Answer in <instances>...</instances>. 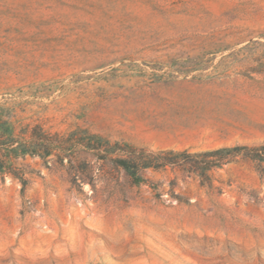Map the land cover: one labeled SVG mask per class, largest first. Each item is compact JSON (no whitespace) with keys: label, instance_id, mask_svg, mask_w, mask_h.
<instances>
[{"label":"rangeland","instance_id":"obj_1","mask_svg":"<svg viewBox=\"0 0 264 264\" xmlns=\"http://www.w3.org/2000/svg\"><path fill=\"white\" fill-rule=\"evenodd\" d=\"M34 126L0 264H264V0H0V144Z\"/></svg>","mask_w":264,"mask_h":264},{"label":"trees","instance_id":"obj_2","mask_svg":"<svg viewBox=\"0 0 264 264\" xmlns=\"http://www.w3.org/2000/svg\"><path fill=\"white\" fill-rule=\"evenodd\" d=\"M3 144L7 147V161L10 162L12 158H17L19 156H38L42 159H46L52 155H55L54 152L58 150L59 142L56 141L57 135H49L44 133L39 126H34L32 132L30 133L29 139L17 140L13 130H9L8 134L5 136ZM225 151V150H224ZM219 152V150L214 151ZM143 152H141L142 155ZM167 155L171 153H160L156 162L144 161L143 156L140 157H129L128 159H120L118 161V166L124 168L128 176L134 177L137 175V172L143 168H162L167 164H171L164 159ZM60 161H63V157L59 158ZM127 162H131V166L127 165ZM4 161L0 159V172L1 174H9L15 177V174L12 172L11 168L8 166H3ZM141 180H136V183H139ZM86 180L82 179L81 183H85Z\"/></svg>","mask_w":264,"mask_h":264}]
</instances>
